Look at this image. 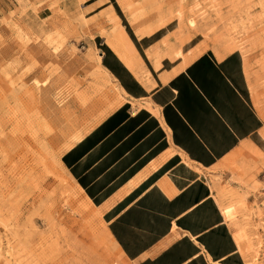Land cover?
I'll list each match as a JSON object with an SVG mask.
<instances>
[{"label": "rangeland", "instance_id": "rangeland-1", "mask_svg": "<svg viewBox=\"0 0 264 264\" xmlns=\"http://www.w3.org/2000/svg\"><path fill=\"white\" fill-rule=\"evenodd\" d=\"M95 1L0 9V264H131L61 164L127 99L102 65L104 42L142 78L124 22L139 38L171 31L147 51L156 70L192 40L194 58L239 52L264 120V0H114L124 19L113 0L84 8ZM212 178L247 264H264V152L251 146Z\"/></svg>", "mask_w": 264, "mask_h": 264}, {"label": "crops", "instance_id": "crops-1", "mask_svg": "<svg viewBox=\"0 0 264 264\" xmlns=\"http://www.w3.org/2000/svg\"><path fill=\"white\" fill-rule=\"evenodd\" d=\"M16 1L0 0V9ZM165 29L132 40L142 78L104 42L111 52L101 48L102 65L127 99L75 140L61 164L131 264H247L212 178L251 146L264 152L244 59L237 51L194 58L192 40L156 70L147 51Z\"/></svg>", "mask_w": 264, "mask_h": 264}, {"label": "trees", "instance_id": "trees-1", "mask_svg": "<svg viewBox=\"0 0 264 264\" xmlns=\"http://www.w3.org/2000/svg\"><path fill=\"white\" fill-rule=\"evenodd\" d=\"M113 4H114V7H115L117 13L119 14V16H120L122 19H124L122 12L120 11L118 5L116 4V2H115L114 0H113ZM124 26L127 28V32H128V34L131 36L132 40H133L134 43L137 45L136 37L133 35L132 31L130 30V28H129V26L127 25L126 22H124ZM99 40H100V38L97 39V41H99ZM101 48H102L104 51L106 50V51H108V52H111V51L109 50V48H108L106 45L101 46ZM105 65H106V64H105Z\"/></svg>", "mask_w": 264, "mask_h": 264}, {"label": "bare ground", "instance_id": "bare-ground-1", "mask_svg": "<svg viewBox=\"0 0 264 264\" xmlns=\"http://www.w3.org/2000/svg\"><path fill=\"white\" fill-rule=\"evenodd\" d=\"M77 140H79V139H77ZM108 234V233H107Z\"/></svg>", "mask_w": 264, "mask_h": 264}]
</instances>
